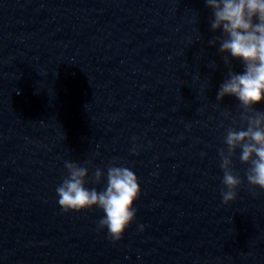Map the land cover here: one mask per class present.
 I'll use <instances>...</instances> for the list:
<instances>
[{"label":"water","instance_id":"obj_1","mask_svg":"<svg viewBox=\"0 0 264 264\" xmlns=\"http://www.w3.org/2000/svg\"><path fill=\"white\" fill-rule=\"evenodd\" d=\"M213 18L205 0H0V264H264V190L239 148L243 183L222 201L219 149L246 124L236 97L216 99ZM66 160L98 191L109 166L137 175L119 241L102 210L59 206Z\"/></svg>","mask_w":264,"mask_h":264},{"label":"clouds","instance_id":"obj_2","mask_svg":"<svg viewBox=\"0 0 264 264\" xmlns=\"http://www.w3.org/2000/svg\"><path fill=\"white\" fill-rule=\"evenodd\" d=\"M213 12L211 29L220 31L210 45L219 44L218 52L229 66L224 81L217 92V101L234 96L242 109L240 120L246 128L229 127L224 142L227 152L219 149L220 167L223 171L221 190L223 203L237 197V189L243 180L233 167L232 156L241 150L239 159L247 164L246 180L250 190H264V111L254 106L264 101V0H205ZM239 60L243 71L232 70V61ZM212 63H215L214 61ZM133 153L136 149H132ZM68 175L57 186L58 204L64 212L91 210L96 207L104 213L98 227L107 229L113 241H119L131 222L136 218L134 202L140 196V185L135 172L123 166H109L106 185L102 190L85 186L89 170L76 162L66 160ZM104 172L96 168L91 179L100 183ZM141 230L143 225H140Z\"/></svg>","mask_w":264,"mask_h":264}]
</instances>
